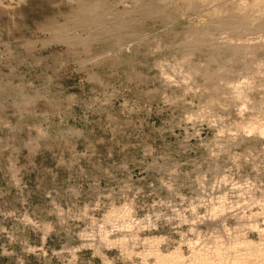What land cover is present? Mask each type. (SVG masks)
Instances as JSON below:
<instances>
[{"label":"rangeland","instance_id":"374dc122","mask_svg":"<svg viewBox=\"0 0 264 264\" xmlns=\"http://www.w3.org/2000/svg\"><path fill=\"white\" fill-rule=\"evenodd\" d=\"M238 2L0 0V264L264 246V1Z\"/></svg>","mask_w":264,"mask_h":264},{"label":"bare ground","instance_id":"6f19581e","mask_svg":"<svg viewBox=\"0 0 264 264\" xmlns=\"http://www.w3.org/2000/svg\"><path fill=\"white\" fill-rule=\"evenodd\" d=\"M254 1L256 2V0H254ZM260 1H264V0H260ZM260 1L257 0V3H259ZM252 3H253V1H252ZM247 4L250 5L249 3H247ZM253 5L256 7L257 5L259 6L260 4H256L255 5V3H254ZM236 6H239V9H244L246 7V3L244 2V0L243 1H240L239 0V2L237 3ZM263 14H264V11H263ZM243 19H247L248 20L247 17H243ZM241 21L243 22V20H241ZM242 22L240 24L241 25H245V23H242ZM198 41H200V39ZM195 42H197V41L195 40ZM194 45H196V44H194ZM249 82H251V81H248V83ZM244 85H246V84H244ZM239 87L242 88L241 86H239ZM242 93H244V92H242ZM255 122H257V121H255ZM253 124H252V126H253ZM255 125H257V124H254V126ZM249 126H251L250 123H249ZM263 127H264V125H259V126L257 125V127L255 126V130L257 128L258 131H259L258 132V136L259 135L261 137L264 136V128ZM249 129H251V128L249 127ZM128 211H130V210L128 208L124 207V206L123 207H119L118 209L114 208L105 217V220L108 221V223H109V221L111 222L113 220L114 215L117 214L118 216H120L122 218V221L123 222H126V219H127L126 217L128 215ZM259 232H261V231H259ZM244 238H243V240H241L240 238L236 237V239L234 241H232L228 247H223L221 244H219V243L217 244L216 243V245H215V247H213L212 251L203 250V249L197 250L196 248H194L192 250V256L189 259V261H190L189 264H264V248H263L264 246L262 247L260 243L259 244L258 243L256 244L253 241L246 240V239L244 240ZM107 241L109 242L110 240H107ZM175 249H174V251H170L169 253H164V252H162L160 250V248H157V247L152 246V249L151 250H152V253L155 256L156 261L159 264H182L183 262H185V257L179 251L180 248L179 249H176V250ZM128 254H130V252Z\"/></svg>","mask_w":264,"mask_h":264}]
</instances>
